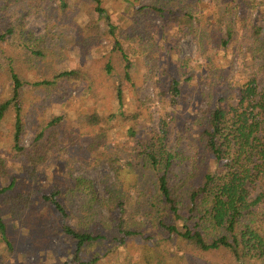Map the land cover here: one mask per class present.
<instances>
[{"label":"trees","instance_id":"1","mask_svg":"<svg viewBox=\"0 0 264 264\" xmlns=\"http://www.w3.org/2000/svg\"><path fill=\"white\" fill-rule=\"evenodd\" d=\"M107 1H39L45 8L55 3L62 21L71 22L77 41L73 50L81 57L101 48L108 49V55L102 67H89L83 60L74 69L30 84L26 79L30 69L43 67L55 57L26 28L39 4L0 0V70L5 75L0 123L12 111L8 144L15 159L8 167L0 153V239L4 247L0 264H15L12 259L19 255L14 234L30 227V221L43 210L44 223L40 221L36 227L54 226L74 245L71 256L60 264H99L110 255H117L116 262L122 264L127 256L124 248L130 242L137 244L138 256L129 264H167L168 258L178 264H264V0H148L138 7L140 0H131L132 14L123 25L113 21V9L117 8L112 6L117 2ZM209 8L213 11L207 15ZM153 19L160 21L164 32H172L168 43L175 49L186 38L196 44L199 56L206 61L201 66L213 79L207 91L201 87L206 79L195 73L190 59L178 61L175 67L174 62L168 63L169 48H157V38L151 34ZM52 24L50 20L48 32ZM139 25L145 29L138 30ZM105 39L112 43L101 47ZM209 50L224 51L226 57L206 56ZM113 52L123 61V75L116 73ZM236 55L242 60L239 82L230 78ZM133 72H137L136 78ZM148 78H156L162 107L158 130L144 127L150 107L147 100L140 101L139 91ZM67 81L88 84L84 96L92 102L107 88L117 109L109 115L97 111L80 115L82 125L69 122L76 139L66 138L62 130L68 121L65 114L51 118L34 133L31 154H27L21 146L26 134L21 93L28 91V86L40 87L48 98ZM194 81L200 85L196 87ZM205 100L207 106L200 108ZM190 118V126L180 123ZM122 119L130 139L126 150L132 158L125 163L110 144L113 129ZM169 127L178 134L171 149L165 144ZM193 128L198 131L188 139ZM2 140L0 131V146ZM186 140L187 148L182 150ZM54 157L87 168L107 164L114 179L104 182L106 199L101 200L94 182L83 176L70 177L65 185L47 190L40 172L45 176L42 167ZM26 159L28 163H24ZM19 160L27 179L21 178V190L17 191L13 165H20ZM181 163H187L189 171L179 179L174 167ZM135 170L140 174L134 175ZM131 178L135 184L129 183ZM75 201L78 215L71 223L69 204ZM32 225L34 234H41L35 223ZM47 235L55 236L53 230ZM100 243L111 245L112 250L82 259L83 249Z\"/></svg>","mask_w":264,"mask_h":264},{"label":"rangeland","instance_id":"2","mask_svg":"<svg viewBox=\"0 0 264 264\" xmlns=\"http://www.w3.org/2000/svg\"><path fill=\"white\" fill-rule=\"evenodd\" d=\"M40 0H34L39 4V8L37 9L36 14L30 15V17L26 21V28L30 31L36 40L41 41V46L46 49H50L53 51L55 57L53 60L47 61L43 67L40 64L38 67H33L30 69L29 73H27V80L30 84H33L36 81H40L42 79H50L51 75L54 73H59L66 69H74L80 64L83 60L86 62V65L89 67L95 66L96 64L101 67L107 63L108 49L101 48L98 49L96 53L88 51L81 57L82 54L75 52L73 47L76 45V34H74L73 27L71 26V22H63V17H60L59 12H55L56 9L55 3H52L51 7L45 8L43 3H39ZM80 2L82 0H79ZM128 1L131 0H115L117 2V9L114 10L113 21L116 25H123L128 22V15L132 14L129 9ZM148 0H140L139 4H136L138 7L141 4L146 3ZM208 1V0H204ZM110 3L111 0H108L107 3ZM127 3V5H126ZM211 6V4H209ZM212 7V6H211ZM213 11L212 8L206 10V14L209 15ZM79 17V18H78ZM251 18H255V14L251 16ZM52 21L54 27L51 28L50 32H48V22ZM83 20V15L77 16V21L81 23ZM138 30H143L145 27H141V25L136 27ZM151 34L157 38V48L160 47L162 50L169 48L168 54L170 55L169 62L172 63L173 67L177 65V62L183 61L184 59H190L191 66L195 68V73H198L199 76L202 75L200 79H206L205 83L201 85L203 89L208 90L209 86L212 85L213 79L211 78L209 70L206 67H202L206 61L205 59L199 56L198 48L196 44L192 41L191 38L182 39L179 42L178 48L175 49L173 45L168 43L169 37L171 35V31L162 27L159 20L153 19ZM153 31V32H152ZM112 41L109 39H105L102 43L101 47H105L111 45ZM244 49V48H243ZM212 50L206 53V56L209 54H213ZM112 55V62L115 63V68L117 70L116 73L118 75H123V61L120 59L118 55L114 52ZM231 58V54H228ZM226 57L224 51H220L214 53V59H222ZM228 58V57H227ZM137 61V59H134ZM197 60V62H196ZM233 60V67L230 74V78L235 79V82H239L238 73L240 71V66L242 65V60L236 55ZM55 61V62H53ZM63 65L59 66L60 64ZM165 65V64H164ZM42 67V68H41ZM163 67V66H162ZM41 68V69H40ZM173 69V68H172ZM169 70V72L173 70ZM159 72L162 73L163 70L159 69ZM134 73V78H136L137 72ZM143 71L141 74H144ZM4 80L5 75L0 70V95H3L4 91ZM156 78H148L143 83H141L139 98L140 101L144 102L147 100L146 105L150 107L148 110V114L144 119L145 125L144 127H148L152 130H158V126L160 125V111H161V103L157 97ZM200 82L194 81V85L199 86ZM28 91L21 93L22 100V114L24 115V120L26 121V134L22 139L21 146L26 149L27 154H31L29 150L31 139L37 129H41L44 127L47 122L54 117L66 115L68 121L63 127V131L66 133V138H77V134H75L72 130H69V125L72 122L77 123L80 122V115L91 112H100L103 115H109L115 111L116 105L111 100V96L108 93L107 88H105L101 92V97L96 100V102L88 101L84 96V93H88V84L82 82L75 81H67L60 83V85L51 91V94L48 98H45L47 94L46 91L40 89V87L28 86ZM10 94V93H9ZM8 94V95H9ZM7 95V91L5 92ZM207 106V101H203L199 104L200 108H205ZM120 119V116H117V120ZM114 120V121H117ZM14 115L12 111L9 113L7 118H5L0 123V131H2V145L0 146L1 157H6L8 160L7 166H12V161L14 154L10 153L9 144H8V136L10 129L13 127ZM70 122V123H69ZM124 120L122 119L118 124L116 129H113L114 137L110 142L112 148L111 150L116 152L118 149L119 155L123 163L125 161L132 159L128 156V152L126 147L130 144V139H128V135L126 133V128L124 124ZM148 123V124H147ZM181 124H186V126H190V119H182L180 121ZM116 124V125H117ZM79 125H82L80 122ZM147 125V126H146ZM126 127V126H125ZM67 131V132H66ZM195 131V132H194ZM198 131V128H193V132L186 136L188 139H191ZM64 133V132H63ZM65 139V137H63ZM178 140V134L173 127L168 128V132L165 138V144L168 149H171ZM132 144V143H131ZM182 150L187 148V140L182 142L181 147ZM67 159L68 155H62ZM13 159V160H12ZM19 159V158H17ZM21 159V158H20ZM57 157L52 158L49 164L45 168V176L41 173V180L43 181V185H47V190L51 191L56 187L63 186L66 184V181L69 180L70 177H79L83 176L84 178L91 179L94 182V186L96 189V193L101 200L106 199V194L104 191V182L105 180L114 179V174L109 168L107 164L99 163L95 164L94 167L87 168L86 166L81 165L80 163H72L71 165H67L66 162L61 160H56ZM20 161V160H19ZM22 161V159H21ZM20 161V165L14 166V173L18 177L17 186L15 189L17 191L21 190L20 180L23 178L27 179L26 175H23L24 165L23 162ZM29 159H26L24 163H28ZM174 171L178 178H183L184 173L189 171L187 163L177 164L174 167ZM138 174V170L134 171V175ZM140 174V172H139ZM138 174V175H139ZM146 182V180H144ZM135 179L131 178L129 180L130 184H135ZM147 183V182H146ZM152 190V186L150 183H147ZM31 185H29L30 187ZM139 186H142L141 184ZM37 191L36 188H34ZM37 193V192H36ZM37 197L41 196V192H38ZM134 196H138V194H134ZM72 209V219L71 223L75 222L74 215L78 214V201H75L73 204H69ZM44 212L42 214H37L34 216V220L30 221L28 228L21 230L20 232L14 234V245L17 246L16 253L19 255L18 259H12V262L15 264H60L65 262L71 256L74 245L67 237L62 235L61 233H57L54 229V226H50L48 229L41 228L40 226L36 227V225L42 221L45 217ZM10 221H7L9 224ZM35 223V227L41 234H34L33 225ZM44 223V222H43ZM56 226L58 227V223L56 222ZM49 230V231H48ZM54 231L55 236H48L47 233ZM47 235V236H46ZM137 244H133L130 242L126 248H124L127 255L125 258H122V264H129L130 259H135L137 255V250L135 249ZM152 246V245H151ZM112 250L111 245L106 243L96 244L92 248H85L82 250V259L86 260L93 257H100L105 252H110ZM4 251L2 240L0 239V253ZM115 255V254H114ZM110 259L107 261H103L99 264H118L116 260H118V256H109ZM120 258V256H119ZM167 264H178L175 260L167 259Z\"/></svg>","mask_w":264,"mask_h":264}]
</instances>
